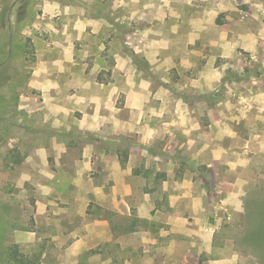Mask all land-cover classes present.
I'll return each instance as SVG.
<instances>
[{"label":"rangeland","instance_id":"rangeland-1","mask_svg":"<svg viewBox=\"0 0 264 264\" xmlns=\"http://www.w3.org/2000/svg\"><path fill=\"white\" fill-rule=\"evenodd\" d=\"M0 264H264V0H0Z\"/></svg>","mask_w":264,"mask_h":264}]
</instances>
